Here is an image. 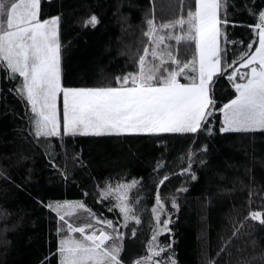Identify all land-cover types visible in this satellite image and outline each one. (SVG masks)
I'll use <instances>...</instances> for the list:
<instances>
[{
    "label": "snow or ice",
    "instance_id": "snow-or-ice-1",
    "mask_svg": "<svg viewBox=\"0 0 264 264\" xmlns=\"http://www.w3.org/2000/svg\"><path fill=\"white\" fill-rule=\"evenodd\" d=\"M167 7L172 8V4ZM238 11H246L253 18V23L245 25L253 30L247 42L229 36V26L242 23L230 18ZM62 15L57 12L42 17V0H0V76L10 82L8 91L22 98L30 110L34 137L46 138L50 144L56 139L67 155L65 137L191 134L195 144L201 134L264 133V0H192L187 5L181 0L178 11L170 17H158L156 0H149L143 13L141 36L146 39L141 40L142 47L129 46L127 52H120L129 55L135 68L82 86L65 83ZM101 23L94 12L83 20L85 27L96 28ZM221 79L228 81L234 93L227 102L218 104L216 88ZM217 113L222 117L218 127ZM157 143L167 141L158 139ZM46 155L50 166L67 182V165L61 167ZM185 155L186 166L179 169L184 180L166 196H162L160 186L173 173L160 175L165 164L163 153L149 175L156 182V190L146 255L135 259L122 255L125 236L135 238L136 225L141 224L136 207L141 197L133 198L130 192L144 187V177L113 180L93 176L96 202L110 200L104 207L109 213L118 212L109 218L84 199H41L36 195V202L53 213L56 221V249L44 259L56 256L57 264H180L171 225L179 219L181 197L189 191L190 182L200 179L199 168L194 169L193 164L210 167L208 142L195 150L190 146L186 154H180L181 163ZM71 159L75 167L85 171L90 167L82 148L74 151ZM0 179L16 184L3 166ZM240 183L248 187L246 202L230 217L214 257L208 256L207 231L202 230V264H264V208L242 210L254 198L264 204V188L255 186L254 179L250 186ZM236 190L235 186H219L217 194ZM83 195H89L87 189ZM211 202L208 197L205 204ZM80 210L82 215L73 219V213ZM132 221L135 224L129 228ZM162 235L167 236L165 241H161Z\"/></svg>",
    "mask_w": 264,
    "mask_h": 264
},
{
    "label": "trees",
    "instance_id": "trees-1",
    "mask_svg": "<svg viewBox=\"0 0 264 264\" xmlns=\"http://www.w3.org/2000/svg\"><path fill=\"white\" fill-rule=\"evenodd\" d=\"M191 2L184 0L186 5ZM169 3L172 8L167 7ZM180 3L181 0H156L157 16L174 15ZM148 7L149 0H42V17L63 13L61 38L65 45V83L71 86L92 85L104 75L111 76L135 68V64L129 62V55H120V52H127L129 46L133 49L142 47L141 40L146 39L141 36L143 13ZM93 12L101 17L102 23L96 28L85 27L83 20ZM230 18L242 21L234 27L229 26L230 38L247 42L253 30L245 25L253 23V18L246 11H238ZM230 47L239 49L242 46ZM9 83L0 76V87L3 89L0 93L3 96L0 99V166L11 173L16 184L0 179V264H41L42 261L44 264H57L56 256L44 259L56 249L54 214L36 202V195L41 199H84L97 212L102 211L109 218H114L118 209L109 213L104 207L110 200H105L104 204L96 202L93 176L113 180L144 177V187L133 188L130 192L133 198L138 194L141 197L136 206L141 215V224L136 225L135 238L125 236L122 255L129 259L146 255L152 229L150 221L153 220L151 206L156 190V182L149 179V175L161 153L165 157V164L160 169V175L165 171L173 173L160 186L162 196H166L184 180L179 169L186 166L187 156L181 163V153L186 154L190 146L195 150L204 142H208L211 152L210 167L193 164L194 169L199 168L197 174L200 179L190 182L189 191L181 197L179 219L171 225L175 229L174 247L180 264H202L205 239L202 230L205 228L208 256H215L219 237L225 232L230 217L246 202L248 187L242 186L241 181L243 185L250 186V181L254 179L255 186L264 188V133L201 134L196 137L195 144L192 143L191 134H162L159 138L144 135L65 137V155L56 139H52L50 144L46 138L33 136L29 123L30 110L26 109L22 98L8 91ZM233 93L234 89L226 79L218 82V104L220 101L227 102ZM216 116L218 127L222 117L219 113ZM158 139H164L167 143L158 144ZM81 148L83 158L90 162L87 171L75 167L71 159L73 152ZM46 153L61 167L67 165V182L57 169L50 166ZM159 178L156 177V180ZM219 186H235L237 190L217 194ZM85 189L89 192L86 197L83 195ZM208 197L212 202L206 205ZM166 202L170 205V201ZM260 208H264V204L254 198L253 203L245 205L242 210L246 213ZM134 224V221L130 222L129 228ZM160 239L165 241L167 236L162 235Z\"/></svg>",
    "mask_w": 264,
    "mask_h": 264
},
{
    "label": "rangeland",
    "instance_id": "rangeland-1",
    "mask_svg": "<svg viewBox=\"0 0 264 264\" xmlns=\"http://www.w3.org/2000/svg\"><path fill=\"white\" fill-rule=\"evenodd\" d=\"M91 137V136H88ZM82 215V210H80L79 212L73 213V219H76L77 216Z\"/></svg>",
    "mask_w": 264,
    "mask_h": 264
}]
</instances>
